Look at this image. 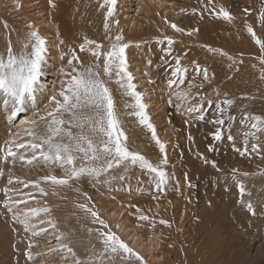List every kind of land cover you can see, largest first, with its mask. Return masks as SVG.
<instances>
[{
	"label": "bare ground",
	"instance_id": "6f19581e",
	"mask_svg": "<svg viewBox=\"0 0 264 264\" xmlns=\"http://www.w3.org/2000/svg\"><path fill=\"white\" fill-rule=\"evenodd\" d=\"M12 1L0 0V53L6 51L9 34L14 50L19 52L29 31L28 24L22 21L16 8L11 6ZM29 1L41 4L39 0ZM254 2L255 0H117L114 16L108 18L110 32L107 33L104 29L107 7H101L104 0H64L65 13L62 14L63 9H59L58 22L55 20L51 23L42 6L38 7L37 13L41 21L34 20L37 22L34 23L40 35L47 41L41 77L43 89L37 91L35 100H26L23 110L11 119L9 110L0 103V156L3 155L6 142L14 137L19 143H26L30 139L27 131L33 126L22 122L35 119L38 121L36 131H44V122L40 121V116L54 106L49 104L50 95L59 89L60 69L61 66L68 68L70 49L77 50L83 63H91L93 59L91 54L79 51V45L83 43L84 37L97 41L103 45L102 51H107L111 43L107 37L111 35L114 38L118 30H122L125 42L129 43L126 55L129 71L135 78L133 82L137 85V91L144 94V103L153 105L159 113L160 120L156 124V133L166 144L168 164L165 167L170 179L163 192H157L155 186L147 190L141 186L142 176L140 172L135 173L139 168L135 166L130 167L127 172L122 167L113 170L112 175L117 178L110 179L107 183H94L87 178H81L71 186H54L50 182L41 181L40 187L45 189L47 195L41 194L39 189L31 184L27 188L23 187L22 190H26L24 196H27L29 201L27 208L47 205L51 211L53 209V214L50 211L42 220L54 221L56 228H51L47 223L41 225L39 223L41 219L34 218L32 223L36 225L37 231L40 227L48 231L39 236H33L31 231L25 232L24 226L13 223L11 218L8 223H3L0 226V252L2 258L9 257L6 259V264H73L70 254L60 249L61 244L72 247L76 256L82 261H87L90 254H98L102 246L94 230L102 226L93 223L91 215L78 206L82 203H87L89 207L97 210L108 224L113 223L118 226L117 234L135 252L142 257L148 252L152 264L231 263L227 257L228 253L225 252L226 247L219 242L220 230L216 233L215 231L207 233V238L198 241L199 233L193 232L194 226L193 230L190 229L189 223L196 216V204L194 203L195 195L191 192L194 187H188L187 181L190 180L192 171L201 169V161L199 157L189 156L191 148L180 136L184 137L181 134L188 133L193 139V133L196 144L203 147L204 123L198 118L201 113L189 114L187 109L198 105L201 102V96L205 101H213L214 97L210 95V92L216 86L222 85L225 88L227 85L237 86L241 83V77L249 81L254 80L257 85L264 84V79H261V63L258 59L261 51L247 32V25L251 24L257 34L262 38L263 36L259 34L254 24L253 12L249 11L247 14L244 12V9H250ZM221 6L232 13L234 17L232 21H226L215 15L213 9L218 11ZM116 21L119 22L118 25ZM4 22H7V28L3 26ZM172 23L183 28L185 32H177L171 27ZM42 24H45V27ZM191 29H198V31L187 35ZM165 36H170L175 41L171 46V54H166L169 47L167 41L159 42ZM61 39L64 40L63 45L59 43ZM208 47L223 50L238 60L242 59L243 63L232 64L219 52H210ZM62 52L68 53L63 59H61ZM177 56L180 57L181 67L187 71L183 84L177 82L170 87L168 80L174 78L172 71L176 67L175 57ZM149 60L151 64L148 63ZM102 61L103 58H101V64ZM197 65L208 70L207 80L204 79L202 72L197 71ZM114 81L115 77L109 83V87L112 90L121 127L128 138L127 144L130 150L139 151L154 163H158L162 154L152 139L151 131L141 125L137 117L129 115L133 109L125 105L132 103L133 99L123 95ZM190 84L194 87H189ZM181 91L191 92L192 97L187 101H180L177 93ZM170 99L173 101L172 104H169ZM208 107L209 105L205 103L204 116L208 112ZM20 116L22 119L16 123ZM225 137L228 139V135ZM13 150L17 151L18 155L21 153L30 155L28 148ZM243 161L244 159L240 158L232 162V169H239V172L233 179L231 169V172L227 173V180L237 184V189H239L238 181L257 186L260 184L259 171L262 173L264 170V161L256 164H245ZM0 168H3L6 173L0 177V189L7 187L13 190V186L24 185L15 180L9 185L7 183L9 173L13 177H19L24 183L39 180L45 175L57 177L65 175L64 169L42 161L29 166L19 160L13 165L11 158L9 162L0 159ZM185 173H187V180ZM243 173H249V175L244 176ZM120 176L124 179H120ZM12 193L13 191H10L9 195ZM84 193H87L91 199L88 200ZM221 193L228 197L227 193L230 192L222 188ZM207 195L210 199L208 201L211 202L217 198L212 191ZM3 198L5 194L0 191V199ZM1 207L3 206H0V210L3 209ZM137 208L140 209L139 212ZM141 211L147 212L148 217L149 214L164 216L166 220L169 216L165 212L169 213V223L163 224V230H159L150 223L138 219L140 215H145L140 214ZM3 212L6 214L4 217L9 215L6 211ZM256 212L257 220L255 223H250L254 227L253 238L258 237L260 235L258 230L264 228V201L256 207ZM3 220L0 215V222ZM5 228L9 229L7 235L4 234ZM89 229L93 231L90 232ZM60 233H63V236L57 239ZM212 234L214 236H211ZM246 237L249 238L247 235ZM55 241L57 245H60L59 247L46 246L50 244L53 246ZM29 242L33 244L31 251L34 258L32 260L27 258ZM156 242H161L162 245L157 246ZM241 247L239 246V249ZM44 249L46 250L43 251ZM36 253L40 255H35ZM256 253L264 256V243L261 247L258 246ZM232 256L233 254L231 258ZM144 262L148 264L146 260ZM105 264L108 262L105 261ZM111 264H141V262L135 257L131 260H123L117 256L112 258Z\"/></svg>",
	"mask_w": 264,
	"mask_h": 264
},
{
	"label": "snow or ice",
	"instance_id": "6c2138e0",
	"mask_svg": "<svg viewBox=\"0 0 264 264\" xmlns=\"http://www.w3.org/2000/svg\"><path fill=\"white\" fill-rule=\"evenodd\" d=\"M49 2L53 8L56 7L52 0H49ZM116 4L117 0H104L101 5L102 8L107 7L104 23L106 33L110 32L108 18L114 16ZM17 6H19L18 0ZM213 11L216 16L222 17L226 21L234 19L232 13L222 6L218 11L215 9ZM244 12L247 14L249 9L245 8ZM259 19L264 23V8L259 12ZM116 23L118 25L119 22L116 21ZM3 26L7 28V22H4ZM171 27L177 32H185L183 28L175 23H172ZM27 28L29 31L19 52L14 50L11 35L9 34V38L6 41V51L0 53V103L9 110L10 119L16 117L23 110L26 100H35L37 91L43 89L41 77L43 75V62L47 52V41L40 35L34 24H28ZM196 31L198 29H191L187 32V35H192ZM247 32L261 51L258 59L262 69L261 79H264V38L257 34L251 24L247 25ZM107 39L111 42L110 48L107 51H102L103 45L89 39L87 36L84 37L83 43L79 45V51L91 54L93 59L88 64L80 60L75 48L70 49V58L67 60L68 68L61 66L60 69L59 89L50 95L49 104L54 106L40 116V121L44 122V131H36L38 121L35 119L22 122L33 126L27 131L30 139L26 143H19L17 138L14 137L11 141L6 142L3 155L0 156V159L5 162H9L11 158L13 165H15L17 160L29 166L42 161L45 164L64 169L65 175L63 177L45 175L40 177L39 180L24 183L19 177H13L9 173L7 181L9 185L14 180L17 183H23L25 188L31 184L37 187L41 194L47 195L45 189L40 187L41 181L50 182L54 186H71L72 183L79 181L81 178H87L94 183H107L110 182V179L117 178L112 175L113 170L122 167L127 172L130 167L138 166L152 176V182L157 192L166 190V185L170 179L165 167L168 164L166 144L157 136L155 126L150 122V117L147 113L148 105L144 103V94L137 91V85L133 82L135 78L132 72L129 71L126 55L129 43L125 42L122 30H118L114 38L109 35ZM164 40L167 41L169 46L166 54H171V46L175 41L172 37L165 36L159 42L163 43ZM59 43L63 45L64 40H59ZM208 50L213 53L219 52L222 57H227L232 64L243 63L242 59L238 60L223 50L211 47H208ZM65 55H68V53L62 52L61 59ZM101 58H103L102 64ZM175 61L176 67L172 71V77L174 78L168 80L170 87L177 84V82L183 84L184 75L187 71L181 67L180 57H175ZM148 63L151 64V61L149 60ZM197 71L203 73L205 80L208 79L209 73L206 68H201L197 65ZM113 77H115L114 82L119 86L122 94L133 99L132 103L125 105V107L133 109L129 115L137 117L139 123L151 131L152 139L158 145L162 154V158L159 159L158 163H154L139 151L130 150L127 144L128 138L121 127V120L116 109L112 90L109 87ZM189 87H194V85L190 84ZM197 95L200 94L197 93ZM217 95H219V92H217ZM177 97L180 101H187L192 97V93L181 91L177 93ZM172 103L173 101L170 99L169 104ZM205 103L211 106L213 101H205L201 96V102L198 105L189 107L187 112L189 114L200 112L201 114L198 118L204 120L203 109ZM233 103L234 101L228 98L216 103L218 115L212 121L217 126L212 133L215 141H221L224 138L222 126L225 125V120L223 116L226 107H230ZM232 119L234 118L229 116V120ZM242 119L249 122L250 131L243 133L245 137L243 149L235 148V151L240 152L241 155H246L249 154V138H255L258 141L257 132L264 133V116L245 113ZM185 123L188 122L185 121ZM227 138L233 141V144L235 143L233 135L229 134ZM191 139L192 137L189 136V140ZM208 147L209 151L215 150L213 145ZM14 148L16 150L28 148L30 155L23 153L18 155L17 151L13 150ZM260 150L261 145L259 143L251 145V151L258 152ZM199 155L203 158L204 163H209L207 158L203 157V154ZM211 164L214 168H217L216 161H211ZM238 172L239 169H232L233 179H235V174ZM4 175V169L0 168V177ZM243 175L247 176L249 173H243ZM119 178L124 179L123 176ZM185 178L187 180V173H185ZM187 183L188 187H193L190 180ZM238 187L243 196L245 193L244 183L238 181ZM76 190L79 191V189ZM0 191L5 194L6 198L3 201V205L7 212L11 213L13 223L23 225L25 232L31 231L33 236H39L48 231V229L43 227H40L39 231H37L36 225L32 223V220L39 218L41 213H49L51 211L50 208H26L23 211H17L19 205L27 203V201L12 199L9 195L12 190L7 187L0 189ZM83 195L88 200L91 199L87 196V193ZM31 199H34V197H31ZM78 206L91 215L93 223L102 226L94 230L98 234L102 247L98 254H90L87 261H82L76 256L72 247L67 244H61L60 249L66 250L70 254L73 264H105V261L111 264L112 258L117 256L123 260H131L135 257L141 264H145L144 258L138 252H135L117 233L111 230L108 223L101 218L97 210L89 207L87 203H82ZM130 207L134 206L130 205ZM246 207L255 215L256 210L251 201L246 203ZM137 211L139 212L140 209L137 208ZM138 219L151 221L153 218L140 215ZM39 223L41 225L47 223L51 228H56V224L52 220H40ZM160 223L168 224L169 222L161 220ZM89 231L91 232L93 229H89ZM62 236L63 233H60L57 239ZM32 247L33 244L29 242L28 260L34 258V254L31 251ZM35 255H40V253Z\"/></svg>",
	"mask_w": 264,
	"mask_h": 264
},
{
	"label": "rangeland",
	"instance_id": "374dc122",
	"mask_svg": "<svg viewBox=\"0 0 264 264\" xmlns=\"http://www.w3.org/2000/svg\"><path fill=\"white\" fill-rule=\"evenodd\" d=\"M39 1L41 2L40 5L35 4L36 1L30 2L29 0H18L19 6H17V0H13L11 6L14 7V9L16 8V12L17 14H20L19 16L20 18H22L23 22H25L26 24L34 25L35 23H37L35 21H41V18L38 17L39 14L37 13L39 6H42L45 14L48 15L50 23L55 22V20L58 22V17H60V14L58 13L59 9H63L62 14H64L66 11L65 5H63L64 0H52V2L56 4L55 8L51 6L49 0ZM262 8H264V0H255L249 11L253 12L254 24H256L259 34H261L264 38V23H262L259 19V12ZM42 25L45 27V24ZM53 79H55L54 76ZM240 80L241 83L237 86L227 85V87L225 88L222 85H218L210 92V95L213 96L214 99L213 104L208 107V112L206 113L205 119L203 120L204 141L203 147L201 146L202 148L198 144H196L197 141L195 140V136L192 132L191 133L193 139L191 140H189L190 135L188 133L181 134L184 135V137L180 136L182 140H186L191 148L189 156L194 155L195 157H199L201 161V169L199 170L197 168V170L195 172L192 171L190 175V180L194 187L191 192L195 195L194 203L196 204V216L192 218L189 226L191 230H193L192 227L194 226L195 229L193 230V232L199 233L197 236L198 241L207 238V233H214V231L216 233L217 230H220L219 232L221 233V236L219 242L223 245V247H226L227 251L225 250V252L228 253L226 254L230 259V264H264V256H262V254L257 255L256 253L258 246L261 247V245L264 243V228L259 229V233L257 232L261 236L258 235V237L253 238L252 234L254 231V227L250 223H255V221L257 220V212L255 211V215H253L246 207V203L248 201H251L256 210V207L260 205V202L264 201V170H262V173H260L261 171H259L260 184H257V186L248 184L247 182H243L245 185V193L243 194V196L241 195L239 189H237V184H234L227 180V173L231 172L232 162L237 161L240 158L244 159L243 163L245 164H256L262 163L264 161V133L257 132L256 135L259 137L258 141L255 138H249V154L241 155L240 152L235 151V148H240L241 150L243 149V141L245 138L243 133L250 131L249 122L242 119L245 116V113L264 116V84L257 85L254 80L249 81L243 77H241ZM243 83L245 84L242 85ZM217 92H219V95H217ZM225 98L231 99L232 101H234V103L230 107H226L225 109V113L223 116L225 125L222 126L224 138L221 141H215L213 139L212 133L216 130L217 126L212 123V121L218 115V113L216 112V103L224 100ZM148 106L149 107H147V113L150 117V122L155 126L156 129V124L160 120L159 113L157 109L153 107V105L149 104ZM229 116L233 117L234 119L229 120ZM21 119L22 116H20L18 120H16V123ZM229 134L235 137L234 144L233 141L226 139L225 136ZM253 143H259L261 145V150L258 152L251 151V145ZM209 145H213L215 150L209 151ZM199 154H203V157H206L209 163H204L203 158ZM213 160L216 161L217 168H214L212 166L211 161ZM220 162L228 163L221 164ZM137 172H140L142 176L141 186L145 187L147 190H150V187L154 186L152 182V176H150L146 171L141 170L140 168L135 171V173ZM23 187L24 185H21L20 187L13 186V193L10 194V196L14 200L22 199L26 200L28 203L29 201L27 200V196H24L26 190H22ZM222 188L226 189L230 193L233 192L234 194L227 193V195L229 196L225 197L221 193ZM211 191L217 197L213 202L208 201L210 199L207 194H210ZM5 198L0 199V206H3L1 207L3 209L0 210V215L4 219L2 222H0V226H2L3 223H8L11 218V213H8L3 205V201L5 200ZM207 201L210 203H208ZM27 203L19 205L17 211H23L24 209L29 207L27 206ZM211 205L213 206L211 207ZM35 207L42 208L47 207V205H35ZM3 211H6L9 215L7 217H4V215L6 214H4ZM147 211H149V209ZM205 211L208 214H206ZM51 212L53 214V209ZM47 214L41 213L38 219L42 220ZM140 214H145L147 216L148 213L141 211ZM165 214L170 218L169 213L165 212ZM149 217L153 219L151 221H142L150 223L152 226L158 228L159 230H163V224L160 223V221L166 220L164 216H153L149 214ZM169 218L166 221H168ZM108 225L113 232L118 233L119 227L115 226L113 223H109ZM4 234H9L8 228H5ZM246 235L249 238H247ZM211 236H214V234H212ZM156 244L157 246L162 245L161 242H156ZM235 245H238V247H236ZM46 246L48 248H51L59 247L60 245H57L55 241L53 246L52 244ZM239 246L242 247L239 249ZM230 247L232 248L230 249ZM45 250L46 249H44L43 251ZM231 254H233L232 258ZM235 255L237 256L235 257ZM249 256L251 257L249 258ZM8 258L9 257H6V259ZM143 258L148 262V264H152L148 252L143 254ZM6 259L2 258V254L0 252V264H6Z\"/></svg>",
	"mask_w": 264,
	"mask_h": 264
}]
</instances>
